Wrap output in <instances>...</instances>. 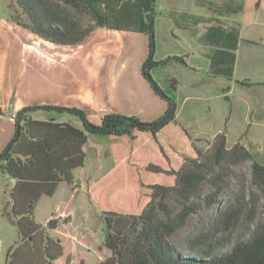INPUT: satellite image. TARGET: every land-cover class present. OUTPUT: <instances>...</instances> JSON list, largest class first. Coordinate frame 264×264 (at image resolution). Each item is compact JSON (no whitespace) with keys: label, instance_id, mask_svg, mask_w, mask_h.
Listing matches in <instances>:
<instances>
[{"label":"trees","instance_id":"1","mask_svg":"<svg viewBox=\"0 0 264 264\" xmlns=\"http://www.w3.org/2000/svg\"><path fill=\"white\" fill-rule=\"evenodd\" d=\"M157 1L10 0L12 21L51 44L75 45L97 27L144 34L147 54L140 74L166 107L150 121L136 115L105 112L99 123L92 122L83 109L76 107L33 105L18 110L13 117L12 137L0 151V174L15 179L10 189L11 201L4 210L13 217L19 234L7 250L5 264H59L64 255L63 264L75 263V244L67 245L66 250L61 238L52 233L61 224L71 222L70 214L61 218L50 211L41 224L36 219V209L41 197H52L57 192L55 196L62 200L64 197L58 196L61 189L79 186L88 134L109 136L113 140L110 151L117 163L92 186L104 220L99 249L107 250L96 264H264V217L256 218L259 201L264 200V161L257 160L240 141L228 147L225 128L212 137L205 149L196 148L195 155L185 157L177 168L167 164L162 145H158L161 158L144 144L135 143L139 132H149L154 138L176 121V101L160 87L151 71L171 61L187 65L182 56L175 54L154 57ZM211 31L212 40L214 34L225 40L226 33L228 41L213 53L211 70L214 76L232 80L236 32L225 30L218 22ZM238 82L252 85L247 79ZM229 89H222L226 99ZM36 110L73 114L81 121V128L69 122L35 119L31 113ZM121 138L125 151L120 155L116 141ZM246 161H250V181L256 188L250 192L248 207L241 203L236 207H219L212 218L215 229L188 238L189 252H180L172 238L201 206L198 200L203 186L208 183L211 189L204 197L205 206L211 209L224 191L230 166ZM152 175L158 178L153 179ZM245 208L249 215L247 224L243 223ZM241 227H252L248 238L237 231ZM230 242L233 244L229 250L219 251ZM77 251L78 264H83L81 250Z\"/></svg>","mask_w":264,"mask_h":264},{"label":"rangeland","instance_id":"2","mask_svg":"<svg viewBox=\"0 0 264 264\" xmlns=\"http://www.w3.org/2000/svg\"><path fill=\"white\" fill-rule=\"evenodd\" d=\"M198 2L157 1L154 57L160 59L175 54L182 56L187 65L171 61L151 71L160 87L175 99L176 121L162 128L154 138L149 132H139L135 143L137 146L144 144L158 157H161L158 145H162L168 158L167 164L177 168L185 157L194 156L196 148L205 149L212 137L225 128L228 147L240 141L257 160L264 161V0H202V6ZM225 2H230L232 6L238 4V12L229 14ZM9 4L10 0H0V34L8 35L3 40L0 38V87H10L15 79L24 78L23 87L18 89V98L15 99V88H11L9 103L12 101V108L33 105L76 107L83 109L94 123H99L105 112H121L150 121L164 111L165 101L154 94L140 74L141 62L147 54V38L141 33L97 27L84 40L71 46L51 44L40 39L33 49L20 46L25 67L23 73H17L13 64L16 58L7 60V54L17 50L16 37L11 34L17 25L12 21ZM189 14H227L226 20L213 18V23L222 21L232 25L235 20L242 27V42L236 52L237 62L232 80L211 76L213 71L203 67V57L196 55L198 43L194 34L197 30L199 32L201 26L193 27L185 18L186 22L180 21L186 27L181 24L182 27L177 28L181 31L179 38L173 40L170 36L175 17ZM19 29L16 31L18 39L31 44L32 34ZM194 65L196 68L192 67ZM29 74H32L36 84L27 88L25 82ZM242 79H247L252 85L240 84L238 81ZM226 86L230 88L226 93L228 99L224 98L222 91ZM115 98H120L121 107L116 105ZM110 105L116 111L109 109ZM57 117L70 118L81 128V121L73 114H57ZM13 129L12 118L0 116V151L11 139ZM117 140V150L121 151V155L125 151L122 145L124 139ZM112 143L109 136L88 134L81 187L68 211L72 222L53 233L54 237L61 238L66 250L67 245L75 244L74 264H78L77 249L81 250L85 260L83 264H96L107 252L104 248L99 249L104 220L89 188L117 165L110 151ZM249 165L250 161H246L230 166L224 191L217 196V202L211 209L205 206L207 203L204 200L211 189L208 183L203 186L198 200L201 206L172 238V243L181 249L180 252H189L186 247L188 238L215 229L212 218L219 207H236L240 203L248 207L250 192L256 191L250 181ZM152 178L157 179L158 176L152 175ZM9 184L6 177L0 174V264H5L7 250L19 236L13 217L4 210L11 201ZM68 191L70 189H61L58 196L62 195L65 199ZM44 199L37 205L36 219L41 224H44V217L52 208L47 203L49 200ZM51 200L55 201V198ZM246 209H243L245 224L249 222ZM263 217L264 200H260L256 218L260 220ZM251 230L252 227L237 229L244 238L250 236ZM233 242L220 247L219 251L229 250ZM64 258L65 255L58 263L63 264Z\"/></svg>","mask_w":264,"mask_h":264},{"label":"crops","instance_id":"3","mask_svg":"<svg viewBox=\"0 0 264 264\" xmlns=\"http://www.w3.org/2000/svg\"><path fill=\"white\" fill-rule=\"evenodd\" d=\"M225 3H226L225 5L227 6L226 9L230 10L228 12L229 14L238 12V10H237L238 4L232 6L230 2H225ZM198 5H200V6L203 5L202 0H199ZM225 15H227V14H222V15H218V16H213L211 14L210 15H207V14H203V15L202 14H189L188 16L177 15V17H175L174 27L170 28V36L173 38V40L179 38V32H181V31H178L177 28H178V26H181L182 21H184V22L187 21L185 18H188L189 25H192L193 27L201 26V29L199 30V32L197 30L196 34H194L197 37V43H198V46H197L198 47L197 48L198 53L196 55L203 57V61H202L203 67H205V68L207 67V69L209 70V69H211V65H212L213 53L216 51V49L220 45L228 43V41L226 40V36H227L226 33H224V37H225L224 39L225 40H222V37H221L222 35L220 37H218V36H215V34H214L215 38H214V40H212L213 36H212V31H211V28L213 27V25H215L213 23V18H215L214 20H226L227 18ZM180 20H182V21H180ZM233 21L235 22V24H232V25L226 24L222 21H219L218 23H220V26L225 28V30L230 29L231 31L233 30L236 32L235 34L237 35V42H236L237 48L235 50V54H236L235 64H234V72H235L236 62H237V53L236 52H237L238 46L242 42V38H241L242 27L239 26L240 24L237 21H235V20H233ZM184 24H182V26L186 27V26H184ZM19 30H20L19 26H17L15 28V30L13 29V31H12L13 33H11L10 29L8 30V32H10L12 34V36L16 37L15 38L16 48L15 49H17V50L15 51V53L13 52L14 54L12 52H10V50H9L8 52H10V53L7 54V60L9 61V59H10V61H11V59L13 60L14 57L16 58V62L13 63L15 66L14 69H16V72L20 74L21 72L23 73L24 67H25V62L22 58V53H23L22 50L23 49L20 51V46L27 47L29 49H33L34 45L37 44L38 43L37 41H39L40 39L33 36V35H30L31 36V44L24 43L23 41L18 39V35H17L16 31L18 32ZM5 36L8 37L7 34H4V35L0 34V38L2 40L5 38ZM19 41L21 43H19ZM7 42L10 43V41H7ZM230 43L233 44L234 39H232L230 41ZM1 47L2 46L0 45V49H1ZM192 55H194V53ZM192 67L196 68V65H194ZM29 75H30V77H28L26 79V82H25V86L27 88H29L31 86H35V84H36L33 81L32 74H29ZM211 76L220 77V76H214V74ZM233 76H234V74H233ZM23 80H24V78L19 77L18 79H15L12 82V86L4 87V85H3L0 87V109L2 111H6L8 106H9V97H10L12 87H13V89L15 88V96H16L15 99L18 98V89L20 87H23ZM115 97H116V95H115ZM115 102H116V105H118L120 107L122 106V103L120 102V98L119 99L115 98ZM110 107L111 108H109V109L116 111V110H114V108H112L111 105H110ZM20 109H22L21 106H15V108H13L14 115ZM119 113H121V112H119ZM31 115L33 116V118L39 119V120H52V121H57V122H69L73 126L80 128L79 125L77 123L73 122L72 120H70V118H68V120H66L64 117L59 118V117H57L56 113L46 112V111H42V110H36V111L32 112ZM0 116H2V114H0ZM12 121H13V118H12ZM13 125H14V123H13ZM84 163H85V161H84ZM83 172H84V165H83V169H82V175H83ZM5 177L8 180V182H10L9 187L11 189V187L15 181L13 182L11 178H9L7 176H5ZM82 178H83V176H82ZM80 187H81V182L77 188L70 189L67 198L62 199V200H60L59 197L57 198L55 196L57 194V192H55V194L52 197H45V196L41 197L39 204H41L40 202L42 201V198L43 199L46 198L44 200L48 199L49 202H47V203L52 206L51 210L47 211V215L45 217L49 216L50 211H53L55 216H60L61 218L70 214V213H68L69 208L71 207L72 203L76 200V197L78 196L77 195L78 190ZM90 189H92V186L89 188V190ZM9 193H10V191H9ZM51 198H55V201H52ZM70 216H71V214H70ZM71 222H72V216H71ZM71 222L69 224H71ZM69 224H67V225L61 224L60 226H58V228L56 230L52 231V233H54L55 231H57L61 227L68 226ZM66 237H68V236H66ZM70 237H72V236H70ZM12 246H10V247H12Z\"/></svg>","mask_w":264,"mask_h":264},{"label":"water","instance_id":"4","mask_svg":"<svg viewBox=\"0 0 264 264\" xmlns=\"http://www.w3.org/2000/svg\"><path fill=\"white\" fill-rule=\"evenodd\" d=\"M0 114L8 116V117H11V118L14 117L13 108H12V101H10L9 106H8L6 111H2L0 109ZM11 179H12L13 182L15 181L14 178H11Z\"/></svg>","mask_w":264,"mask_h":264}]
</instances>
